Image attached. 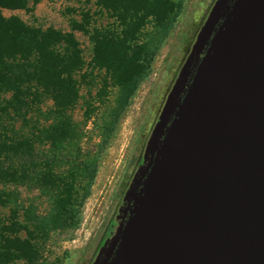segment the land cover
<instances>
[{"label":"water","instance_id":"95a60500","mask_svg":"<svg viewBox=\"0 0 264 264\" xmlns=\"http://www.w3.org/2000/svg\"><path fill=\"white\" fill-rule=\"evenodd\" d=\"M88 264H264V0H211Z\"/></svg>","mask_w":264,"mask_h":264},{"label":"rangeland","instance_id":"374dc122","mask_svg":"<svg viewBox=\"0 0 264 264\" xmlns=\"http://www.w3.org/2000/svg\"><path fill=\"white\" fill-rule=\"evenodd\" d=\"M162 1H153L154 13ZM166 1L172 4L168 20L160 21L150 9L143 10L133 34L120 32L116 13L97 0L28 1L22 9H0L5 19L15 17L43 32L71 35L81 59L80 70L73 75L77 99L65 115L73 136L62 151L75 163L62 164L56 158L53 169L61 177L72 172L76 177L77 164L95 159V170L85 187L83 183L74 189L70 202L55 210L51 204L55 194L42 191L39 182L30 179L35 177L31 174L33 164L50 159L52 144L45 132L60 120L53 103L33 88L37 100L29 97L19 118L6 117L0 124V141L4 137L25 138L27 144L24 156L11 154L5 160L12 178L0 177V226H12L11 233H2L28 238L39 251L41 264H88L133 171L161 99L211 2ZM110 36L114 41L123 40L125 47L144 46L147 55L152 54L148 69L121 109V88L93 61L95 39ZM113 49L119 53L120 47L114 45ZM3 97L8 99L9 94ZM50 214L57 215L56 222L53 228H46L41 218L49 219ZM22 226L26 230H21Z\"/></svg>","mask_w":264,"mask_h":264},{"label":"trees","instance_id":"16d2710c","mask_svg":"<svg viewBox=\"0 0 264 264\" xmlns=\"http://www.w3.org/2000/svg\"><path fill=\"white\" fill-rule=\"evenodd\" d=\"M28 1L36 3L41 0H0V9H22ZM97 1L102 7L116 13L122 27L120 32L124 30L129 34L134 33V26L137 19L140 20L138 17L143 10L150 9L160 21H167L172 10V4L166 0L160 2V6L157 5L155 13L152 6L154 0ZM114 45L120 47L119 53L113 49ZM127 46H124L123 40L114 41L111 36L95 39L92 46L93 61L105 68L114 83L121 88L120 109L135 92L152 56L151 53L147 55L144 46ZM80 66L81 59L71 35H61L51 30L43 32L28 27L15 17L5 19L0 15V124L6 117H11L10 120L19 118L27 105V99L33 96V101L37 100L35 98L38 97L36 93L39 95V90L56 107L59 124L57 122L45 132V138L52 144L48 152L50 159L44 158L42 164L35 162V167L31 170L35 177H30L34 182H39L42 191L55 194L51 203L55 210L70 202L74 189L83 183L85 187V181L93 178L95 170V159L87 161L90 163L77 164L80 169L76 177L73 172L69 177H61L55 174L53 169L56 158H60L62 164L75 163L74 158L62 154V151L73 136L65 115L77 99L73 75L80 70ZM33 88L36 93H31ZM4 94H9V98L5 99ZM26 151L25 138L10 140L4 137L0 141V177L3 180L13 176L7 166L9 163L5 160L10 158L11 154L22 157ZM56 217V214H50L49 219L41 218L44 227L53 228ZM11 228V225L0 226V264H11L19 260L22 264H41L39 251L28 238L10 237L9 234L2 233L5 230L11 233ZM21 230L26 229L22 226Z\"/></svg>","mask_w":264,"mask_h":264}]
</instances>
